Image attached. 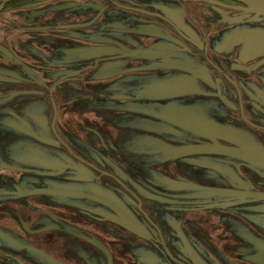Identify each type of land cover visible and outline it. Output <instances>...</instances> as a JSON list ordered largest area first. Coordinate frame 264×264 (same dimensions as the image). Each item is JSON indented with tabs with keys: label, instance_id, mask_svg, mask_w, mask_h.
<instances>
[{
	"label": "flooded vegetation",
	"instance_id": "af4514ba",
	"mask_svg": "<svg viewBox=\"0 0 264 264\" xmlns=\"http://www.w3.org/2000/svg\"><path fill=\"white\" fill-rule=\"evenodd\" d=\"M10 1L12 0L8 2ZM38 1L27 0L26 5L37 6ZM91 1L99 4L111 0ZM123 2L124 5H114V8L138 16L137 19L124 22L134 23L142 29L152 27L154 35L146 32L147 37L142 38L139 43L130 38L102 45L98 41H88L89 55L78 52L71 57L69 54L73 53L55 54L58 58L54 66H47L49 71L45 68V73L31 67L22 72L14 68L0 69V125L7 130L12 128V121L29 125V118H22L21 110L33 104L38 109L35 112L41 117L43 112L47 113L49 104V125L52 129L49 134L78 162L72 164L61 161L59 157L48 159L41 156L33 166L15 165L3 156L1 148L0 172L67 177L76 183L92 185L87 189L14 188L10 184L13 179L4 177L6 188H0V206L5 205L7 209L5 213H0V264H97L104 262L105 258V264H114L115 261L121 264V258L111 253L116 250L118 252L117 248L126 251L127 247L123 242L127 241L146 243L152 249L163 252L165 260L155 259V264H264V219L260 218L262 222L255 219L257 214L250 208L255 200L264 199V165L249 159L251 156L264 159V149L251 139L260 138L264 144V92L260 97L258 93L255 94L251 85L243 84L242 81L254 77L257 82L264 83V46L253 49L251 54L240 53L244 49L246 35L244 31H240L226 46L222 45L216 51L211 38L224 25L256 24L260 21H254L251 15L263 19L264 16L246 10L243 4L235 0H200L199 16L203 20L200 18L192 22L186 16L185 24L178 25L165 20L164 27L158 28L141 15V10H148V5H142L141 0ZM124 22L120 21L125 25ZM142 33L145 32L142 30ZM157 40L165 42L164 47H160L162 41L158 44ZM75 47H66V51L72 52ZM155 49L163 50L162 54L154 53ZM163 55H170L171 61L168 59L162 63L165 61ZM176 55L192 56L196 62L190 63ZM81 56L83 57L79 58ZM64 57H69L67 60H70L65 63ZM9 61L12 65H25L18 57ZM152 63H162L166 68H150ZM167 70L173 76L152 84L151 88L166 90L168 96L172 97L214 101L215 106H222L227 121L245 127L252 133L253 137L242 135L206 117L198 118L194 127L193 135L202 142L199 144L203 145V150L209 145L212 152L226 155L233 161L234 173L230 178L235 186L222 188L225 193L233 196L230 202H226L230 207H222L223 202L219 200L214 202L218 210L210 212L207 209L215 207L210 199L193 198L189 196V191L183 197L180 196L182 191L195 190L199 186L175 176L166 180L167 186H155L158 190L139 182L131 185L122 172L119 175L114 169L113 161L101 158L94 150L98 147L117 152L118 146L114 141L95 125L77 122L81 109H67L66 105L78 97L86 100L89 96L95 99L108 95V92L97 96L90 94V91L88 94L83 93V87L75 83L74 79H80L86 88H94L96 82H110L125 73L142 76L148 72L160 74ZM9 72L16 76L7 74ZM99 72L105 74L99 75ZM133 92L132 95L114 94L112 99L138 100L143 93L142 86L137 84ZM91 102L90 104H94ZM129 128L176 137L190 135V128L186 127L187 131L182 129L181 132L172 123H152L146 119L130 122ZM180 139L171 143H154L164 148V153H160L167 157L166 161H170L168 165L172 167L175 166L172 163L173 157L180 155L184 146L189 147L188 143L179 142ZM214 140L232 153L218 150ZM5 141L8 140L4 137L0 139V147ZM46 162L62 165L55 167ZM119 165L125 169V165ZM111 183H117L131 196L129 201L135 206V217L129 216L114 198L105 195V191L95 186L97 184L98 187L109 189ZM10 195L15 198H10ZM62 198L86 204L80 206L72 202L65 203L60 201ZM153 212H160L159 217ZM124 219L137 223L138 229H129L122 222ZM190 234L194 237L199 235V245L196 246L204 254V261H200L195 254ZM3 235L17 238L20 235L22 244H25L20 249L7 247L3 245ZM54 235H57V240L53 238ZM64 237H68L67 241L73 246H64ZM82 245L96 250L102 258L94 261L86 248L79 250ZM178 250L184 254V259L176 257L174 251ZM37 257L45 263L39 262Z\"/></svg>",
	"mask_w": 264,
	"mask_h": 264
},
{
	"label": "rangeland",
	"instance_id": "374dc122",
	"mask_svg": "<svg viewBox=\"0 0 264 264\" xmlns=\"http://www.w3.org/2000/svg\"><path fill=\"white\" fill-rule=\"evenodd\" d=\"M141 2L143 3L142 5H148V10H141L143 13L141 15L144 16L143 19L152 21L154 26L158 28L164 25L163 22L165 20L181 25L185 24L184 19H186V16L192 22L201 18L199 16L200 0H141ZM36 5L22 4L20 6H11L8 1L0 4V69L14 68L22 72L28 70L27 67H31L34 70H43L42 72L45 73V68L49 71L47 66H54V62L58 58L56 55L58 54L73 53L69 54V57L77 52L89 55L90 46H87L88 41H98L102 45L103 43L111 44L113 41L123 42L124 39L130 38L139 43L142 38L145 39L147 37V34L154 35L152 27L149 28L148 26L142 29V27H137L134 23L124 22V20L137 19L138 16L134 13L131 14L130 12L114 8V5H124L123 0H111L110 2H100L99 4L91 0H39ZM251 17H254V21H260L257 22L259 24L224 25L217 32H214L211 36L214 49L219 51L222 45L226 46L240 31L246 33L244 36V49L240 53L251 54L253 49H257L261 45L264 46V19L258 18L256 15H251ZM201 20L203 19L201 18ZM120 21L124 22L125 25L120 23ZM142 30L145 32L144 34ZM146 32L148 33L146 34ZM159 41L157 40L156 42L160 44L161 42ZM163 44L166 43L162 41L160 47H164ZM70 46L77 47L72 52L70 50L66 51V47ZM162 51L155 49L154 53L162 54ZM169 56L163 55L165 61H162V63L167 62L168 59L171 61ZM16 57L22 59L26 66L12 65L9 60L16 59ZM69 57H64L65 63L70 60H67ZM176 57L185 59L190 63L196 62L192 56L176 55ZM162 63H158L159 65L152 63L149 66L150 68L156 67L162 70L166 68ZM103 73L99 72L98 74L101 75ZM172 76V72H169V70L162 71L160 74L148 72L142 76L134 73H125L110 82H96L94 83V88H86L80 79L77 81L74 79L75 83L83 87V93L88 94L90 91V94L93 93L97 96L100 93L108 92V95L106 94L102 98L95 97V99L89 96L86 100L78 97V99L66 106L67 109L69 108L72 111L81 109L79 119H76L77 122L95 125L114 141L118 146L117 152L106 151L98 147L94 148V150L100 154L101 158L113 161L114 169L119 172V175L122 172L121 174L127 178L131 185L139 182L146 184L147 187L167 186L166 180L175 176L199 186L195 190L182 191L184 193L181 192L180 196L183 197L184 194H187L186 191H189V196L193 198H208L213 205L215 201L220 200L223 202L221 203L223 204L222 207H230V204H226V202H230L233 196L225 193L222 188L235 186V183L230 178V175L234 173L232 168L233 161L226 155L212 152L209 145H206L203 150V145L199 144L202 142L193 135L194 127L198 118L206 117L242 135L253 137L252 133H249L250 131L248 132L245 127L231 124L227 121L222 106H215L213 104L215 103L214 101L172 97L168 96L166 90L151 88L152 84L154 85V83L166 80ZM248 79L242 80L243 84L251 85L256 92L255 94L258 93V96L262 97L264 83L257 82L254 77H249ZM137 84L142 86L143 90L142 96L138 100L134 98L112 99L114 94L115 96L122 94L132 95ZM78 93L82 94V92ZM90 98L92 99L90 100ZM88 100L94 104H90ZM49 107V104H47V113L43 112L41 117H39V113L35 112H38V109L33 104L22 109L21 116L22 118L25 116L29 118V125L12 121V128L8 130L0 125V139L4 137L8 140L3 142L0 150L3 149V156L8 161L15 165L31 166L36 164V159L44 156L48 159L59 157L61 161L72 164L78 163L65 149L60 147L54 136L49 134L52 130L49 125ZM137 119H146L152 123H172L181 132L182 129L186 132L187 127L190 128V135L176 137L162 133L155 134L156 132L145 129L131 130L129 128L130 122L133 123ZM178 139H180L179 142L188 143L189 147L184 146L180 155L173 157L172 163L175 166L172 167L168 165L170 161H166L167 157L160 153L163 152L164 148L159 144L157 146L155 144L156 142H177ZM251 139L255 143H259L264 149L263 141L260 138L253 137ZM119 164L125 165V169ZM248 169L246 168V170ZM8 176L13 179V183L11 182L10 184L14 188L68 187L87 189L92 186L73 182L67 177H46L24 172L2 171L0 172V188H6L3 180L4 177ZM95 186L105 191V195L114 198L129 216L135 217V206L129 201L131 196L124 192L117 183H111L109 189L98 187L97 184ZM155 189L158 190V188ZM10 196V198H15V196ZM60 201L65 203L72 202L80 206L86 204L70 198H62ZM251 206L250 208H253L257 214L255 219L262 217L261 219L263 220L264 216L260 214H264V199L255 200L253 206ZM217 207L207 209V211L216 212L218 210ZM6 209L5 205L0 206V213H5ZM153 214L159 217L160 212H153ZM261 219L260 222H262ZM262 224L264 223L262 222ZM14 225L16 226V224ZM161 225L163 226L162 222ZM0 235H2V232ZM3 236L5 238V241L2 240L3 245L7 247L12 246L20 249L25 244H22L20 235H18V238L8 235ZM189 237L192 240L195 254L200 261H204V254L196 246L199 245L197 241L199 237H194L191 234ZM53 238L57 240V235H54ZM67 240L68 237H64L62 244L64 246H73ZM76 244L79 245L77 242ZM123 244H126L128 251L117 248L118 252L116 250L111 253V255L117 254L121 258V264H155V259L165 260L163 252L152 249L146 243L127 241L123 242ZM119 245H115V247H119ZM83 248H86V252L94 257V261L102 258L96 250L93 251L89 247L82 245L79 250H85ZM174 252L176 257L185 258L180 250ZM37 258L39 262L45 263L40 257ZM105 262L106 258L104 262L97 264H105ZM114 264L120 263L115 261Z\"/></svg>",
	"mask_w": 264,
	"mask_h": 264
},
{
	"label": "water",
	"instance_id": "95a60500",
	"mask_svg": "<svg viewBox=\"0 0 264 264\" xmlns=\"http://www.w3.org/2000/svg\"><path fill=\"white\" fill-rule=\"evenodd\" d=\"M6 1H9V0H2L1 4L5 3ZM235 1L243 4L246 7V10L252 13L264 16V0H235ZM168 39L177 41L176 39H173V38H168ZM7 74L11 76H16L14 73H11V72ZM214 145L220 151H224L226 153H232L226 146L219 144L215 140H214ZM249 159L256 161L258 164L264 165V159L259 156H251L249 157ZM46 164H49L55 167H60L62 165L59 163H52V162H46ZM95 198L98 199V197H95ZM122 222L125 224V226H127L129 229L133 231L138 229V225L134 221H131L129 219H124Z\"/></svg>",
	"mask_w": 264,
	"mask_h": 264
},
{
	"label": "trees",
	"instance_id": "16d2710c",
	"mask_svg": "<svg viewBox=\"0 0 264 264\" xmlns=\"http://www.w3.org/2000/svg\"><path fill=\"white\" fill-rule=\"evenodd\" d=\"M29 1H31V0H28V2ZM26 2H27V0H12V1H10L9 3H10V5L11 6H20V5H26Z\"/></svg>",
	"mask_w": 264,
	"mask_h": 264
}]
</instances>
